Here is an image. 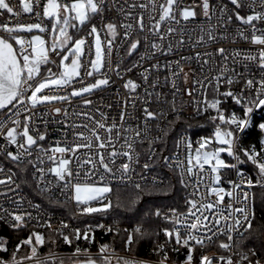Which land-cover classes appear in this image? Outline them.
Listing matches in <instances>:
<instances>
[{"label":"snow or ice","instance_id":"obj_1","mask_svg":"<svg viewBox=\"0 0 264 264\" xmlns=\"http://www.w3.org/2000/svg\"><path fill=\"white\" fill-rule=\"evenodd\" d=\"M19 4L22 13L32 14L36 22L10 23V18H18L21 12L15 11L8 0H0V16L8 17L0 21V198L11 205L5 207L0 202V224L16 233L28 230V235L11 247L8 238L0 237V264H64L54 253L40 250L55 245L57 236L67 245L81 240L95 243L97 229L119 236V220L115 227L98 220L91 222L97 214L119 215V209L140 214L131 230L123 229L122 245L127 251L149 235L165 238L164 243L152 248L151 255L158 257L155 264H168L169 251L179 252L181 248L186 253L181 264H264V247L259 251H233L234 237L264 235V223L257 220L258 206L264 213V122L255 124L261 135L259 148L242 143L243 134L254 126V113L264 111V0H198L189 6H183L182 0H19ZM196 8L200 9L199 21ZM41 17L48 23L40 22ZM194 23L198 24L193 29L198 33L195 41L186 33ZM117 37L125 55L139 53V61L157 55L178 58L148 67L138 61L122 70V61L113 62L111 58ZM223 40L244 42L250 47L218 46L213 51H196L192 56L179 55L186 43L190 47H210ZM142 46L146 50L141 53ZM217 58L221 61L218 68ZM194 60L201 72L207 66L210 74L201 78L191 68L185 72L184 64ZM161 67L170 73L164 81L170 84L171 99L156 91L159 78L150 82L152 72H159ZM138 68H143L139 73L143 96L138 92L141 84L132 78L124 80L122 75V71L131 73ZM110 72L124 80L122 87L128 93L118 118L97 108L100 119L89 112H77L75 115L91 123L69 122L67 108L50 107L53 102L70 104L72 98L92 106L94 101L87 97L113 83ZM189 73L193 86L181 90L177 80L182 78L187 85ZM86 78H90L88 82ZM53 88L68 91L48 94L46 90ZM194 92L200 99L193 97ZM177 96L190 98L194 111L207 115L213 123L214 133L201 137L195 146L190 137L180 136L173 155L164 156L162 151L157 152V145H165L169 128L180 121L184 110L183 99L177 107ZM153 97L159 108H153ZM229 101L239 106L242 114L226 107ZM138 103L143 107L140 116L135 117L136 125L125 124L129 104L136 108ZM53 113L50 121L48 116ZM162 122L166 124L161 126ZM50 123L61 126L62 140L49 139ZM153 123L155 133L150 126ZM68 129L72 130L71 142ZM135 145L147 148V161L140 172L134 166L140 163ZM81 149L86 150L83 158L77 155ZM157 158L172 169L174 177L149 179L146 174L155 169ZM118 160L121 162L117 166ZM245 165H251L248 174ZM231 173L235 179L229 178ZM30 181L50 205L74 204L73 218H89L84 228L71 227L63 219L58 228H53L52 216L42 222V204L20 195L21 184L29 185ZM177 185L188 192L182 198L183 211L174 206L167 210L157 205L138 207L146 196L171 195ZM121 192L129 193L126 201L121 200ZM29 208L37 214L34 216ZM32 222L47 228V236L29 229ZM254 222L258 227H253ZM217 241L219 249L232 255L210 256L204 251ZM22 249L27 251L20 255ZM114 253L108 243L100 244L96 253L77 244L70 259L72 264H113L114 260L115 264H153L151 260ZM234 256H238L235 261Z\"/></svg>","mask_w":264,"mask_h":264},{"label":"built area","instance_id":"obj_2","mask_svg":"<svg viewBox=\"0 0 264 264\" xmlns=\"http://www.w3.org/2000/svg\"><path fill=\"white\" fill-rule=\"evenodd\" d=\"M8 2L13 6L14 10L17 12H21V15L17 18L15 16H12L10 18V23H29V22H36L35 17L32 14H25L22 13V9L21 6L19 4V0H8ZM144 2H147V0H144ZM198 2V0H182V4L183 6H189L190 4H194ZM2 11V10H0ZM196 11L198 13L197 16V20L199 21V13H200V9L196 8ZM110 15H116L115 13H112ZM8 19L7 15L5 16H0V21L6 20ZM40 22L47 24L48 21L46 18L41 17ZM233 28L235 27V25L232 26ZM198 28V24L194 23L192 24L190 27L186 28V33L188 35H190L192 37V40L195 41L196 36H197V31H193V29ZM232 28L229 29V32H231ZM142 38V37H141ZM103 39V36H102ZM151 39V37L149 38ZM117 47H115L113 49L112 52V61L116 62V61H122L121 63V69L123 70L124 68L131 66L133 63L138 62L139 61V53L133 55L132 57H128L125 55L124 50L122 47H120V38L117 37ZM218 46H223L227 49H233V48H248L250 47V45L245 44L244 42H238L236 44H232L229 43L227 40H223L220 42L219 45H211L209 46H205V47H190L188 43H186L184 45V47L182 49H180L179 55H184V56H192L194 55V53L196 51H213L215 49V47ZM146 49L144 46H142L140 48V52H144ZM178 58V56H162V55H157L155 59L152 60H147V61H139L140 63H142L144 65V67H148L150 64L156 63L157 61H159V63L161 65H164L166 61H175ZM57 63H59V61L57 60ZM221 63V61H219V58H217V68L219 67V64ZM229 64H231V61H229ZM194 70L198 76H200L201 78H203V76H207L210 73L207 71V66H205V71L201 72L200 70V65L194 60L190 65L189 64H184V71L185 72H189V69ZM57 69L54 67L53 71H56ZM175 70V69H173ZM143 71V68H138L135 69L133 72L131 73H124L122 71V75L124 76V80L128 79V78H132L133 80H135L136 82L141 84V88L138 89V92L140 93L141 96H143V82L142 79L139 75L140 72ZM109 76H111V79L113 81V83L110 84L109 87L103 88L102 90H97L94 92L93 95L87 97L89 99H92L94 101V104L92 106H85L82 103V100L80 98H72L71 103L70 104H66V103H60V102H53L50 107L51 108H55V107H61L63 108H67L68 112H69V122H76V123H91L90 121H87L84 119L83 116H78L75 115V113L77 112H89L91 113L96 119H100L99 114L96 112V109L99 108L102 112L106 113L109 117H116L118 118L119 113L121 111V107L122 104L126 98V96L128 95L127 91L122 87L124 80L119 79L115 73H108ZM165 76H170V73L164 69L163 67H161L159 72L153 71L150 77V82L151 80H155L157 78H159V87L156 89V91L162 92L164 93L168 99H171V90H170V84H165L164 81V77ZM88 79L90 78H86L85 82H88ZM192 80L193 77L191 75V73H189V77H188V83L187 85H185L183 83L182 78L177 80V83L179 84L181 90H183L184 88H191L192 85ZM80 85H76V87H79ZM236 88H238V86H234ZM151 90V89H150ZM221 90H224V86L222 85ZM48 92V94L50 95H59V94H67V89H55L53 88L52 90H46ZM193 97L195 99H200V96L198 95V93L194 92L193 93ZM208 97L211 98L212 97V90L211 88H209L208 90ZM161 99H164V97L162 96ZM177 107H181L180 101L181 99H183L184 101V110L181 116V119L179 122H177L172 128H169V135L166 137L165 140V145L163 147H161L160 145H157V152L160 153L162 151L164 156H172L175 148H174V143L175 141L180 137V136H187L190 137L193 145H196V142L201 138V137H206V136H211L214 133V127H210L207 130H205L204 132L195 134L194 131H192V127L190 125H185L184 126V121L185 120H189V119H200L201 117L204 116V114H197L194 111V105L192 104V101L190 98H188L187 96L184 97H180L177 96ZM229 104H231V101H229ZM109 105H111V107H109ZM161 105H158L155 103V97H153V108H159ZM143 105H140L139 103L137 104L136 108H132L131 104H129L128 106V115L125 116V124H132L133 126L136 125L137 121L135 119V117L140 116V108H142ZM165 107V111H167V106ZM53 114H50L48 116V119L51 121L53 118ZM2 118V117H0ZM168 119L171 120L172 116L169 115ZM109 123L111 122L110 120L108 121ZM166 124V122H162L161 126H164ZM202 125V124H201ZM200 125V126H201ZM153 129V133H155V124H151L150 125ZM41 127L43 128V125L41 124ZM49 131L51 133V136L49 137V139H60L62 140L63 137L60 136V125H57L55 123H50L49 124ZM81 131H83L84 129H80ZM101 135H104L103 132H101ZM73 139L72 137V130L68 129V140L71 142ZM117 148H119V144L116 145ZM136 151L140 153V163L138 165H134L136 167L137 172H140L142 170L141 166L143 165V163H145L147 161V148L146 146H140V145H135ZM93 151H95V149H93ZM86 152V150L81 149L80 152L77 155H80L81 158H83L84 153ZM226 155V154H225ZM184 156V148H183V144H181L180 147V157L181 159ZM124 158H121V160ZM135 159V156H134ZM121 160L117 161V166L119 165V163L121 162ZM155 169L149 173H147L146 175L149 177V179L153 176H159V177H167V176H173L175 175V173L172 171L171 168H167L164 166L163 161L159 158H157L155 161ZM7 167V165H6ZM75 162H73V168H75ZM246 174H248L249 172L246 171ZM229 178H233L235 179V174L231 173L229 174ZM135 180H139L140 177L139 176H134ZM34 187L35 184L34 182H32ZM225 187H228L227 185H224ZM35 189L37 191H39L36 187ZM188 191H191V185L189 186ZM202 192H204V189H201ZM20 195L24 196L26 200H31L35 203H38L36 201H34V199L30 196V194L21 188L20 190ZM188 192H186L183 188H182V198L187 196ZM206 195V193H205ZM214 199V198H213ZM0 202L4 203L5 207H11L10 204H8L7 202L3 201V198H0ZM227 197L225 200V203H227ZM234 203V202H233ZM73 206V209L75 211V206L72 203H67ZM25 207H29L27 204H25ZM168 208V207H167ZM164 209V210H167ZM181 211L184 210V204L182 205V208H180ZM29 210H32L31 208H29ZM33 211V215L35 216L37 213L35 210ZM40 212V217H41V221L43 222V220L45 218H47L48 216H52L53 217V223H52V227L53 228H58L60 226V220L63 219L66 222H68L70 224L71 227H81L80 226V222L77 220L76 218H73V215L71 216H66L65 213L60 212V211H56V210H50L47 209L45 207L42 206V208L39 210ZM99 221L101 223H105L108 225H113L114 227L116 226L115 221L116 219H112V220H105V219H100V218H96L94 220H92V223H95L96 221ZM6 226V225H5ZM119 226V225H118ZM29 227L32 228H36V229H46L44 227H36L34 225V222L29 224ZM120 227V226H119ZM132 228H130L131 230ZM66 232H68L69 230H65ZM102 234H106L103 230L101 229H97L96 230V236H100ZM224 238V237H221ZM220 238V239H221ZM240 238L239 237H234V243H235V247L233 248L234 252H238L237 251V245L239 243ZM101 243L99 242V240H96V245H97V249L92 251V253H96L98 252L99 249V245ZM214 244V243H213ZM213 244H209V245H213ZM208 245V246H209ZM57 257H68V256H72L74 251H57V252H53ZM208 255H232L231 252L229 253H223V254H218L215 252H209L207 253ZM115 256L118 257H126L129 259H138V260H151L153 262V264H155L154 259L148 258L146 256H140V255H135V254H131L128 252H120V251H116L114 253ZM235 257V256H234ZM233 257V258H234ZM168 264H174V263H170L168 262Z\"/></svg>","mask_w":264,"mask_h":264},{"label":"trees","instance_id":"obj_3","mask_svg":"<svg viewBox=\"0 0 264 264\" xmlns=\"http://www.w3.org/2000/svg\"><path fill=\"white\" fill-rule=\"evenodd\" d=\"M226 107L231 108L232 110H235L238 114H242L239 106H234L232 104L226 105ZM257 122H264V111L257 110L253 115V123L254 126L246 130V132L243 134L242 143L245 147H247L250 144H255L257 148H259V139L261 138L260 131L258 127H255V124ZM185 125H190L192 127V131H194L195 134L204 132L208 128L213 126V123L208 119L207 115H204L200 119H187L184 122ZM202 124V125H201ZM201 125V126H200ZM245 170L249 173L252 171L251 165H245ZM21 188L26 190L30 196L34 199V201L41 203L43 207L50 209V210H56L65 213L66 216H71L74 214L73 206L70 204H61V205H50L46 202L40 195L39 191H37L32 183V181L29 182V185L21 184ZM257 195H259V192H257ZM129 193L121 192L120 198L122 201H126L128 199ZM113 202L115 203V196H113ZM153 205L161 206L162 210H164L166 207L174 206L177 208H182L183 205V199H182V187L177 185L175 190L172 191L171 195L163 196V195H153V196H146L145 199L138 205L141 209H148L151 208ZM119 215L114 213L113 215L107 216V217H101L100 215H95L96 218L105 219V220H112L116 219L119 220V226L121 229V233L119 236H115L112 233H106L102 234L100 236H96V240H99V242L102 243H108L114 248L116 251L120 252H128L135 255L140 256H146L148 258L157 260L158 257L151 255L152 248L155 246L156 243H164V237L161 235L160 237H155L152 235L147 236L146 238L142 239L140 243L133 248L132 251H127L123 245H122V238L124 236L123 229H129L134 227L136 221L139 219L140 214L139 213H129L124 212L123 209L117 210ZM77 220L80 222L81 229L84 228V225L86 221L89 220V218L84 217H77ZM94 220V219H93ZM257 220L259 223H264V213L260 211L259 206L257 207ZM92 221V220H91ZM159 222H155L153 224V227H155L156 224ZM169 226V225H164ZM145 227H149L147 224H145ZM253 227H258V223L254 222ZM29 229H34L36 231L45 233L47 236L48 229H36L29 227ZM149 232H151V228H149ZM28 235V230H23L18 233L11 231L7 226L0 224V237H6L10 241V247L12 244L17 242L18 239L25 238ZM57 241L55 245H45L40 251L42 253H49V252H57V251H74L75 246L79 244L81 248L88 247L90 250L94 251L97 249L96 242L95 243H89L86 241H74L73 245H67L62 242V240L57 236L54 237ZM225 238H221V240H224ZM219 241L214 243L213 245H209L204 251L207 253L209 252H215L218 254L225 253L224 250L219 249L218 247ZM172 247V246H169ZM262 247H264V235L259 236L257 238L256 234H253L251 236H248L246 234L245 239L239 240V243L237 245V251L247 252L249 248H255L257 251H259ZM27 249H22L20 255L25 254ZM200 250H197V254H199ZM185 250L183 248L180 249L179 252H171L169 251V261L170 263L174 264H181V262L184 259L185 256ZM60 259H63V261H72L70 257H58ZM234 261L238 259V256H235Z\"/></svg>","mask_w":264,"mask_h":264},{"label":"rangeland","instance_id":"obj_4","mask_svg":"<svg viewBox=\"0 0 264 264\" xmlns=\"http://www.w3.org/2000/svg\"><path fill=\"white\" fill-rule=\"evenodd\" d=\"M214 127V125L212 126ZM167 208V207H166ZM165 208V209H166ZM68 257H72V256H68ZM64 264H72V261L68 260V261H64ZM113 264H115V260L113 261Z\"/></svg>","mask_w":264,"mask_h":264}]
</instances>
